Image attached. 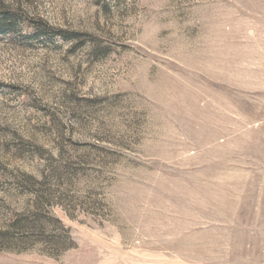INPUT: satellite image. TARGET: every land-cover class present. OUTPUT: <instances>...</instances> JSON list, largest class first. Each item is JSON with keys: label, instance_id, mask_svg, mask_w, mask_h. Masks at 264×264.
I'll return each mask as SVG.
<instances>
[{"label": "rangeland", "instance_id": "1", "mask_svg": "<svg viewBox=\"0 0 264 264\" xmlns=\"http://www.w3.org/2000/svg\"><path fill=\"white\" fill-rule=\"evenodd\" d=\"M0 264H264V0H0Z\"/></svg>", "mask_w": 264, "mask_h": 264}]
</instances>
